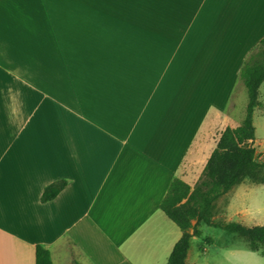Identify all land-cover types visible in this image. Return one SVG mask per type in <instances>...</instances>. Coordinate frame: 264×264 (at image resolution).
Returning <instances> with one entry per match:
<instances>
[{
	"label": "crops",
	"instance_id": "0c3cea01",
	"mask_svg": "<svg viewBox=\"0 0 264 264\" xmlns=\"http://www.w3.org/2000/svg\"><path fill=\"white\" fill-rule=\"evenodd\" d=\"M263 39L264 0H0V264H167Z\"/></svg>",
	"mask_w": 264,
	"mask_h": 264
},
{
	"label": "trees",
	"instance_id": "16d2710c",
	"mask_svg": "<svg viewBox=\"0 0 264 264\" xmlns=\"http://www.w3.org/2000/svg\"><path fill=\"white\" fill-rule=\"evenodd\" d=\"M240 79L247 88L249 99L242 124L237 128L228 127L222 132L194 188L175 178L162 201L161 209L182 232L167 264H187L192 240L201 237L200 227L203 225L219 228L243 239L253 252L264 256V225L248 227L239 222L214 219L217 202L234 188L246 181L264 185V161H258L254 146V114L257 109L264 111V102L261 100L264 39L245 61ZM65 186L66 182L61 181L47 187L43 202L55 199ZM36 264H53L47 248L37 247Z\"/></svg>",
	"mask_w": 264,
	"mask_h": 264
},
{
	"label": "rangeland",
	"instance_id": "374dc122",
	"mask_svg": "<svg viewBox=\"0 0 264 264\" xmlns=\"http://www.w3.org/2000/svg\"><path fill=\"white\" fill-rule=\"evenodd\" d=\"M237 98V116L240 126L245 118L249 101L247 90L242 85L239 86ZM261 100L264 101V84L261 87ZM233 105L234 99L230 109ZM255 122L258 126V139L260 143H263L264 116L256 117ZM257 151L258 161L263 162L264 146H259ZM214 219L239 222L248 227L264 225V186L246 181L234 188L217 202ZM200 230L201 237H195L192 240L191 264H264V256L253 252L243 239L207 225L201 226Z\"/></svg>",
	"mask_w": 264,
	"mask_h": 264
}]
</instances>
